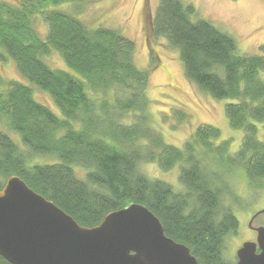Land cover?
I'll return each mask as SVG.
<instances>
[{"label":"trees","instance_id":"1","mask_svg":"<svg viewBox=\"0 0 264 264\" xmlns=\"http://www.w3.org/2000/svg\"><path fill=\"white\" fill-rule=\"evenodd\" d=\"M84 1L0 0V62L11 59L27 82L11 81L3 90L0 74V120L20 142L0 129V188L17 175L82 226L137 202L159 218L165 235L189 247L198 264H231L223 240L239 221L226 202L235 195L223 177L238 169L251 193L264 188V56L238 53L232 36L194 18L192 5L159 1L153 36L178 50L192 84L228 100L227 119L244 133L232 156L228 141L213 143L220 131L207 125L179 147L147 123L148 73L156 60L151 55L148 67L138 68L132 39L115 28L89 27L61 8ZM37 17L45 32L35 27ZM51 50L68 69L45 62ZM31 86L46 92L59 113L36 101ZM131 114L135 119L127 123ZM38 156L55 160H34ZM145 162L163 170L180 166L186 193L141 172ZM0 264L10 263L0 256Z\"/></svg>","mask_w":264,"mask_h":264},{"label":"rangeland","instance_id":"2","mask_svg":"<svg viewBox=\"0 0 264 264\" xmlns=\"http://www.w3.org/2000/svg\"><path fill=\"white\" fill-rule=\"evenodd\" d=\"M15 1V0H7ZM160 0H87L63 5L61 8L80 18L89 27L106 26L119 30L135 43L134 61L138 68L145 69L152 55L157 64L148 73L149 117L147 123L160 133L170 144L182 147L197 127L203 125L217 128L220 131L216 145L221 140L228 141L230 155L234 154L243 138V131L231 127L225 114L227 99L213 98L192 84L185 76L178 50L169 45L163 36H153L152 18ZM195 8L194 18H203L213 26L232 36L237 52L243 55L264 56V0H182ZM35 27L40 32L46 31L40 17L35 20ZM45 62L55 69H65L62 57L51 50L44 57ZM68 69V68H67ZM71 72V70H69ZM74 75L79 76L76 72ZM0 74L3 90L11 81L26 83L11 59L0 62ZM33 97L39 103L59 113L51 97L35 86H31ZM180 112L187 115L180 119ZM127 123L135 116H126ZM0 129L19 142V138L9 131L6 121L0 120ZM232 156V155H231ZM205 156V160L212 162ZM204 159V158H203ZM39 162H52L55 159L38 156ZM77 175L84 178L85 171L76 167ZM139 170L151 178H157L170 184L174 191L185 194L180 181V166L163 170L156 163L140 164ZM215 170V168H214ZM226 173L225 186L235 199L225 196L226 202L237 217L239 225L236 231L228 233L223 240V255L226 260L235 264V250L244 241H254L255 231L248 227L250 216L264 206V188L259 192H250V187L241 172ZM5 181V179L3 180ZM218 185V184H217ZM264 226V213L256 216L252 226Z\"/></svg>","mask_w":264,"mask_h":264},{"label":"water","instance_id":"3","mask_svg":"<svg viewBox=\"0 0 264 264\" xmlns=\"http://www.w3.org/2000/svg\"><path fill=\"white\" fill-rule=\"evenodd\" d=\"M235 250V264H264V226ZM0 256L10 264H198L182 242L165 235L145 205L132 202L82 226L17 175L0 188Z\"/></svg>","mask_w":264,"mask_h":264}]
</instances>
